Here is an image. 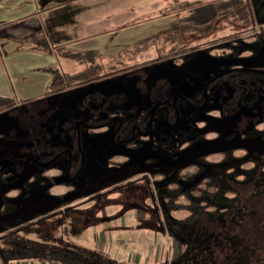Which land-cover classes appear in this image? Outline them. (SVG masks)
<instances>
[{
  "label": "rangeland",
  "instance_id": "374dc122",
  "mask_svg": "<svg viewBox=\"0 0 264 264\" xmlns=\"http://www.w3.org/2000/svg\"><path fill=\"white\" fill-rule=\"evenodd\" d=\"M100 1L101 7L96 9L100 10L99 14L93 15V18L89 19L91 25L83 29V34H95L93 37L83 39L85 45L101 42L102 60L98 62L96 69L89 68V62L82 58L84 56L81 57L80 66L76 62L64 60L60 52H55L52 56L41 55L38 58L39 63L32 60L35 64L28 63L27 56L23 54L15 55L14 52H10L6 57L0 54V72L2 70L5 73L11 72L5 76V82L0 83V95L14 97L18 101L16 113H28L27 108L31 109L30 113H47L45 118L47 117L48 120L45 123L48 124L68 117L88 119L89 114L86 113V109L78 107L85 86L82 83L57 86L62 89H55L56 86L50 87L46 104L37 105L46 93V84L49 83L53 70L71 74L81 68L85 71L83 78H93L104 74L105 69L112 67L121 68L134 63L150 62L158 57L157 48H164L166 51L175 43L170 39V34L175 31V24L187 15V9L211 0ZM250 3L258 15L256 21L262 25L243 32L242 41H235L223 49H215L212 52H199L187 61L177 63L162 61L161 64L147 66L149 68L139 79L136 75L121 76L95 83L92 88L100 92L108 101L118 94L123 99L128 98V105L135 106L141 104L143 98H146L150 104L172 93L178 92L190 96L200 89L202 84L204 85L207 71L215 73L230 68L263 70L264 34L257 39L256 35L264 29V0H250ZM190 32L185 33L188 35ZM231 33L230 28L219 29L214 36L199 40L213 38L214 42H220L222 36ZM152 35L157 36L148 41L149 46L146 49L133 53L132 56L126 54L123 62L107 61L109 56L132 49L139 41ZM109 41L111 44H106ZM52 42L56 44V41ZM14 56L19 62H24L23 67L22 64L14 65L11 71H7L10 67L5 60H10ZM31 56L36 59L35 55ZM43 58L45 60L41 61ZM50 58L54 60L52 64ZM51 65L54 66L52 71L48 69ZM30 66L32 68L27 70ZM21 72H27L26 81L14 78ZM20 86L25 88L22 95L17 94V87ZM118 107H121V104H118ZM122 107L124 108V105ZM180 109L181 118L184 114H188L189 124L194 123L199 126L191 130L194 141L191 138L190 141L184 142L181 148L174 149L177 158L173 153V155L169 154L173 157L171 159L163 148L149 145L152 138L145 140V146H140L138 150L126 145L112 146L109 144L107 130L103 129L93 131L90 133L91 136L84 138L83 144L92 147L94 154H86L85 168L74 181L69 182L63 175L53 176L51 169L44 171L37 169L33 164H29L23 177L1 175L0 231L23 226L19 233L23 239L21 241L43 245L47 249L51 246L72 249L85 257L98 253L101 259L99 264L115 262L194 264L193 257L189 256L193 244L189 235L194 230L193 227H198V218L187 210L166 206L169 199L164 198V189H156L164 181L161 173L174 170V173L181 174L199 172L197 175L203 176L215 170L222 171L228 155H236L237 146L233 145L230 139H223V136L227 135L222 133L223 124L218 117L206 113L211 110L209 104L200 110L187 106H180ZM10 113L13 112H2L0 115V157L20 160L31 154L38 134L36 138L34 134L37 131L32 126L34 122L31 118H27V122H24L20 121L16 114ZM237 113L236 111L232 114L230 123L225 125L228 129H232V124L237 120ZM168 140L165 139V145L170 144ZM45 141L51 147L65 144L56 132L45 138ZM158 142L154 141L156 146ZM104 145H106L105 150H98ZM61 161L62 159L57 160L54 165L60 167ZM138 173L148 175L151 181L149 187L144 181L128 182L127 179L112 182L120 177ZM231 173L233 172H228V175L230 176ZM49 175H52L53 179H50ZM113 187L117 188L113 189ZM104 189H107L106 194H100L99 192ZM261 193L251 191L250 195L264 197ZM85 194H89L90 197H81ZM176 201L186 203L182 195ZM56 203H60L61 206L65 204L67 208L63 210V207H58L62 209L61 212L34 222L43 212L55 211ZM69 206L72 209H69ZM155 217L161 222L164 221V232L161 231L159 222L156 223ZM32 221L31 225L25 226ZM200 223L214 227V223H208L203 216ZM0 264L50 263L45 258L2 259L0 257ZM240 264H244V261L241 260Z\"/></svg>",
  "mask_w": 264,
  "mask_h": 264
},
{
  "label": "trees",
  "instance_id": "16d2710c",
  "mask_svg": "<svg viewBox=\"0 0 264 264\" xmlns=\"http://www.w3.org/2000/svg\"><path fill=\"white\" fill-rule=\"evenodd\" d=\"M254 20L255 11L250 0H211L196 4L187 9V15L175 24L176 33L173 31L170 34V39L175 43L166 51L164 48H157L158 54L168 59L178 53L177 49L183 53V48L191 44V34L194 32L204 39L212 31L230 28L233 32L230 36H236L243 28L247 31ZM186 31L192 33L187 35ZM156 36L144 38L132 49L109 56L107 61H125L126 54L132 56L133 53L146 49L149 46L148 41ZM84 59L89 62L90 69H96L102 56L89 51L84 54ZM141 64L143 63L105 69L104 74L93 78H83V70L72 74L53 70L49 88L60 84L66 86L81 81L114 78ZM230 79H236L235 84L242 79L246 91L243 87L237 88V99L234 100L247 101L251 111L247 114L237 113V120L232 124V129L225 126L230 123L231 117L227 121L218 118L223 124L222 133L227 134L223 139H230V142L237 146L236 155H228L222 171L215 170L203 176H198L199 172L181 174L174 173V170L166 171L161 173L164 178L162 185L156 187L164 189L163 196L169 199V202H166L167 207L187 210L198 218V227H193L194 230L189 235V239L193 240L189 256L193 257L194 264H240L241 260L244 264H264V197L250 195L251 191H264V74L238 72L231 75ZM235 84L232 86L235 87ZM17 108L18 101L14 97L0 95V115L2 112H14ZM169 154L171 153L167 151V155ZM228 172L233 173L229 176ZM129 178L131 176L127 175L112 182ZM89 194L81 197L89 198ZM180 195L186 199V203L176 201ZM60 203H56L55 209L61 207ZM68 208L72 209L71 206ZM202 216L208 223H214V227L201 224ZM154 219L157 224L159 222L161 231L164 232V221L161 222L158 217ZM20 242L22 245L7 259L45 258L50 264H99L101 261L98 253L85 257L72 249L53 246L47 249L43 245Z\"/></svg>",
  "mask_w": 264,
  "mask_h": 264
},
{
  "label": "flooded vegetation",
  "instance_id": "af4514ba",
  "mask_svg": "<svg viewBox=\"0 0 264 264\" xmlns=\"http://www.w3.org/2000/svg\"><path fill=\"white\" fill-rule=\"evenodd\" d=\"M257 13H255V20L252 21L251 26L247 31H251L252 28L259 24L256 19ZM246 29L243 28L242 32L236 36H222L220 42H214L212 40H204L197 35L196 32L192 33L190 39V45L185 46L183 53L177 49L178 53L174 56L166 59L158 55L157 58L152 59L155 63H161V61L177 63L181 61L189 60L193 55L202 51L212 52L215 49H223L235 41H242V34ZM246 31V32H247ZM215 32L212 31L206 37L214 36ZM264 29L256 35V39L262 37ZM131 67V69L123 72L122 77L136 75L139 78L144 76L145 70L152 64L146 63ZM238 72H253L264 74L263 70L257 69H243V68H230L226 70H220L218 72L209 71V75L205 76L204 85L200 89H197L194 94L190 96L182 93H172L157 100L152 101L150 104L146 98H143L142 103L131 106L128 105V98L123 99L116 94L111 100H107L100 92L94 90L92 86L98 80L78 82L85 85L82 90L78 107L86 109V113L89 114L88 119L68 117L62 118L49 124L47 121V113H30L31 109L27 108L28 113H16V111L10 114H16L19 120L27 122V118H31L34 122L32 126L36 129L35 137L38 139L33 146L31 154L26 155L20 160L0 157V176L11 175L16 178L23 177L29 164H33L37 169L47 171L51 169L53 176L63 175L71 182L80 176L86 165V154H94V149L90 146L83 144L84 138L91 136V132L106 129L109 134V144L112 146L126 145L134 150H138L140 146H145L144 141L151 140V144L154 147H161L164 151H169L172 155L175 148H181L184 142L191 140V130H195L199 125L189 124V116H180V106H187L194 110L204 109L208 104L211 106L208 115L212 117L224 118L227 121L232 114L238 113H251L249 110L248 102L245 100H234L236 98V89L243 87L246 91V87L242 81L235 84L236 79H230L231 75H236ZM89 82V83H88ZM235 84V87L232 86ZM61 85V84H60ZM66 85V84H65ZM74 85V84H73ZM68 86V85H66ZM61 88V87H57ZM62 89V88H61ZM257 89V88H255ZM51 90L41 98L38 104H46L48 94ZM112 103L115 105H112ZM121 104V107H118ZM112 105V106H111ZM124 105V108L122 107ZM128 105V107H127ZM112 107V108H111ZM127 107V108H126ZM185 113V112H184ZM30 114V115H29ZM227 118V119H226ZM31 126V125H30ZM56 132L65 141L63 146L51 147L45 141V138ZM167 133V134H166ZM113 136V140L111 137ZM165 139H169V143L165 145ZM159 141L158 145L154 141ZM193 140V138H192ZM161 143V144H160ZM175 145L174 147L170 145ZM148 145V144H147ZM146 145V146H147ZM106 145L101 146L98 150H105ZM176 154L174 153V156ZM61 166L54 165L57 160H61ZM52 175H49L50 179H53ZM128 182H136L143 180L147 187H149V177L145 173H139L131 176ZM111 188V187H110ZM117 187H113L115 189ZM107 192V189L99 192L100 194ZM97 193V195L99 194ZM106 194V193H105ZM95 195V196H97ZM63 210L67 208L64 204ZM2 209V197L0 196V211ZM62 210V209H61ZM59 208L55 211H46L42 213V216L34 222H39L43 219L53 216L55 213L61 212ZM33 223H26L25 226H29ZM24 226V227H25ZM23 226H15L8 230L0 231V257L7 259L12 257L18 248L22 245L19 233Z\"/></svg>",
  "mask_w": 264,
  "mask_h": 264
},
{
  "label": "crops",
  "instance_id": "0c3cea01",
  "mask_svg": "<svg viewBox=\"0 0 264 264\" xmlns=\"http://www.w3.org/2000/svg\"><path fill=\"white\" fill-rule=\"evenodd\" d=\"M100 7V0H0V54L5 57L10 52H14L15 55L23 54L27 56L28 63H34L39 61L41 55L52 56L53 53L60 52L64 60L76 62L81 66L80 63L84 58L82 56L86 52L92 51L101 56L100 51H103L100 41L92 45H85L86 42H83V39L95 36V34H83V29L91 25L89 19L99 14L100 10L96 9ZM52 41H56V44ZM106 44L110 45L111 42ZM31 55H35L36 59ZM50 59L52 64L54 60ZM43 60L45 58L41 61ZM5 62L10 67L7 71L24 63L19 62L15 56ZM21 66L23 67V64ZM31 68L32 66L27 70ZM48 69L52 71L54 66L51 65ZM81 70L80 68L79 71ZM10 73L2 70L0 83L5 82V76ZM26 73H18L14 78L26 81L28 79ZM49 78L46 92L49 89L52 73ZM24 91L25 88L17 87V94L22 95Z\"/></svg>",
  "mask_w": 264,
  "mask_h": 264
},
{
  "label": "water",
  "instance_id": "95a60500",
  "mask_svg": "<svg viewBox=\"0 0 264 264\" xmlns=\"http://www.w3.org/2000/svg\"><path fill=\"white\" fill-rule=\"evenodd\" d=\"M158 64H161V63H155V64H152V65H150V66H153V65L155 66V65H158ZM206 75H209V72H208V71L206 72ZM119 77H121V75L116 76V77H114V78L105 79V80L116 79V78H119ZM105 80L97 81V83H98V82H103V81H105ZM226 119H227V118H226ZM111 140H113V136L111 137Z\"/></svg>",
  "mask_w": 264,
  "mask_h": 264
}]
</instances>
